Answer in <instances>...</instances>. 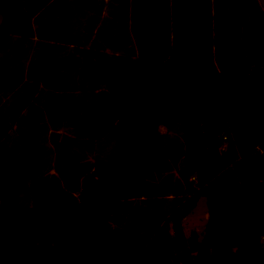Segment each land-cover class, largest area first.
I'll use <instances>...</instances> for the list:
<instances>
[{
    "label": "trees",
    "instance_id": "obj_1",
    "mask_svg": "<svg viewBox=\"0 0 264 264\" xmlns=\"http://www.w3.org/2000/svg\"><path fill=\"white\" fill-rule=\"evenodd\" d=\"M0 14V264H264L258 0Z\"/></svg>",
    "mask_w": 264,
    "mask_h": 264
},
{
    "label": "rangeland",
    "instance_id": "obj_2",
    "mask_svg": "<svg viewBox=\"0 0 264 264\" xmlns=\"http://www.w3.org/2000/svg\"><path fill=\"white\" fill-rule=\"evenodd\" d=\"M207 219H208L207 199L205 197H201L193 212L190 213L184 220V228L186 234L189 235L192 231H197L199 234H202Z\"/></svg>",
    "mask_w": 264,
    "mask_h": 264
},
{
    "label": "crops",
    "instance_id": "obj_3",
    "mask_svg": "<svg viewBox=\"0 0 264 264\" xmlns=\"http://www.w3.org/2000/svg\"><path fill=\"white\" fill-rule=\"evenodd\" d=\"M259 1V4L261 5V7H262V9L264 10V2H263V0H258ZM63 12H64V10H63V8H62V13H61V15L63 16ZM69 12H70V9L67 7V9H66V21L67 22H69V18H70V15H69ZM106 10L104 11V14L106 15ZM1 22H2V16H1V14H0V24H1Z\"/></svg>",
    "mask_w": 264,
    "mask_h": 264
},
{
    "label": "water",
    "instance_id": "obj_4",
    "mask_svg": "<svg viewBox=\"0 0 264 264\" xmlns=\"http://www.w3.org/2000/svg\"><path fill=\"white\" fill-rule=\"evenodd\" d=\"M224 151H225V147L222 148V152H224Z\"/></svg>",
    "mask_w": 264,
    "mask_h": 264
}]
</instances>
